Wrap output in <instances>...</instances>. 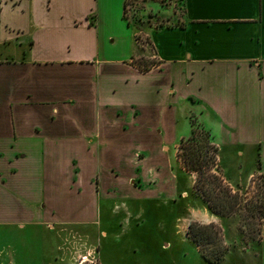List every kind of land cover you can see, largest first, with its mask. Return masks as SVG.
I'll use <instances>...</instances> for the list:
<instances>
[{
	"label": "crops",
	"instance_id": "1",
	"mask_svg": "<svg viewBox=\"0 0 264 264\" xmlns=\"http://www.w3.org/2000/svg\"><path fill=\"white\" fill-rule=\"evenodd\" d=\"M124 4L0 0V226L47 215L51 230L97 222L93 205L86 216L88 208L79 210L72 196L87 195L96 205L136 198L121 186L136 171L157 185L143 196L172 200L171 184L163 187L171 180L163 173L170 161L161 151L189 134L190 114L218 148L227 144L242 156L257 145L261 167L250 176L264 174V0H182L179 23L147 31L157 61L147 71L131 62L136 40ZM179 104L187 106L181 129ZM200 214L203 223L220 217L207 205ZM129 219L127 211L120 224L131 226ZM261 234L244 244L233 239L221 261L210 264L260 244L264 223ZM160 246L172 248L174 241ZM6 262L25 263L13 253Z\"/></svg>",
	"mask_w": 264,
	"mask_h": 264
},
{
	"label": "rangeland",
	"instance_id": "2",
	"mask_svg": "<svg viewBox=\"0 0 264 264\" xmlns=\"http://www.w3.org/2000/svg\"><path fill=\"white\" fill-rule=\"evenodd\" d=\"M163 8H171L173 13L166 15L160 11ZM181 12L182 0H128L125 19L135 32L136 51L133 57L156 60L147 31L152 27L179 23L177 18L180 19ZM129 30L132 29L129 27ZM119 40L124 41V36L117 38V42ZM177 109V129H181L186 126L187 106L179 104ZM179 142L168 151H161L170 161L167 171L163 173L171 177V180L169 179L163 187H169L171 184L172 200L163 201L143 196L147 189L153 190L157 185L153 188L152 182L149 184L141 181L140 171H136L132 183L126 181L121 185L122 193L138 196L136 198L126 196L115 200L101 199L96 205V202L91 204L87 195L72 196L70 202L79 210L88 208L86 216H90L89 207L93 205L97 222L65 223L61 226L58 224L56 229L51 230L45 226L46 221L50 219L47 215V219L29 221L24 226H0V264H8L6 261L12 253L15 260L22 258L25 261L23 264H81L79 261L82 256L88 258V261L82 264H88L89 260H93L94 263L91 264H210L200 258L195 244L186 236L189 220L202 222L204 219L200 213L206 203H203L193 187L195 175L186 171L177 157ZM254 147L250 150L244 149L241 156L238 150H230L227 144H222L216 157L215 170L239 193L242 214L246 213L247 202H255L260 194L254 181L258 173L250 176L251 171H255L258 160V146ZM138 154L139 157L144 156L143 152ZM239 162L242 164H235ZM88 190L89 188L86 189L89 194ZM183 197L189 199L186 205L182 202ZM62 207H65V200L62 201ZM127 211L131 215V226H126L125 220V224H120ZM179 216L184 219L177 218ZM240 219V212L236 211L230 216H220L215 221L228 250L232 248V240L235 238L242 244L243 241L251 240L244 232L238 230ZM263 223L264 220H257L254 226L262 228ZM98 227L104 228L108 234H99ZM163 239L174 241V246L161 248L160 242ZM233 256H238L243 264L252 263L253 258L264 264V239L260 244L251 243L245 251L227 255L226 260L219 264H231Z\"/></svg>",
	"mask_w": 264,
	"mask_h": 264
},
{
	"label": "trees",
	"instance_id": "3",
	"mask_svg": "<svg viewBox=\"0 0 264 264\" xmlns=\"http://www.w3.org/2000/svg\"><path fill=\"white\" fill-rule=\"evenodd\" d=\"M127 3L128 0H125L124 18ZM93 17L94 15L90 17L91 24L93 23ZM126 21L129 25V21ZM132 62L141 70L147 71L157 61L144 58L137 59L132 56ZM190 126L189 134L180 139L177 157L181 166L195 175L193 183L195 191L199 194L203 203H206L210 211L216 215L230 216L236 211L240 212L241 223L238 230L244 232L251 240L260 238L262 228L254 225L257 220H264V174L258 173L254 178L260 194L255 202H247L246 213L242 214L239 193L234 191L230 184L215 170L219 148L215 144L211 132L192 115L190 116ZM257 154L256 169L259 170L261 167L259 149ZM259 179L261 182H259ZM182 199L183 204L189 203V199L184 197ZM147 201L152 202V200ZM183 211L184 209L181 210V214ZM220 233L221 230L215 222L203 223L195 220L189 223L186 231L190 240L198 246L201 256L209 263H218L228 251V247L223 243Z\"/></svg>",
	"mask_w": 264,
	"mask_h": 264
},
{
	"label": "built area",
	"instance_id": "4",
	"mask_svg": "<svg viewBox=\"0 0 264 264\" xmlns=\"http://www.w3.org/2000/svg\"><path fill=\"white\" fill-rule=\"evenodd\" d=\"M86 261H88L87 256H82L79 262H81L82 264L83 262H86ZM91 263H94L93 260H89L88 264H91Z\"/></svg>",
	"mask_w": 264,
	"mask_h": 264
}]
</instances>
